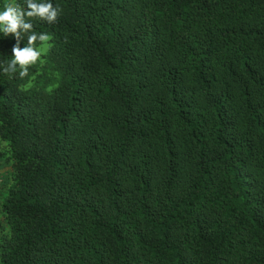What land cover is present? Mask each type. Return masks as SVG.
I'll list each match as a JSON object with an SVG mask.
<instances>
[{"label":"trees","instance_id":"obj_1","mask_svg":"<svg viewBox=\"0 0 264 264\" xmlns=\"http://www.w3.org/2000/svg\"><path fill=\"white\" fill-rule=\"evenodd\" d=\"M53 4L0 74V264H264V0Z\"/></svg>","mask_w":264,"mask_h":264},{"label":"clouds","instance_id":"obj_2","mask_svg":"<svg viewBox=\"0 0 264 264\" xmlns=\"http://www.w3.org/2000/svg\"><path fill=\"white\" fill-rule=\"evenodd\" d=\"M62 9L54 5L53 0H5L0 8V39L11 36L15 44L11 49L10 59L0 62V74H16L21 79L29 75L30 66L41 63L42 53L49 47L51 33L34 30L32 19L44 21L47 24L57 22ZM26 37V44L20 47ZM39 42V47H37Z\"/></svg>","mask_w":264,"mask_h":264},{"label":"crops","instance_id":"obj_3","mask_svg":"<svg viewBox=\"0 0 264 264\" xmlns=\"http://www.w3.org/2000/svg\"><path fill=\"white\" fill-rule=\"evenodd\" d=\"M2 2H3V1H2ZM4 2H5V1H4ZM2 163H3V165H5V166L8 167V168L6 167L7 169H9V171H8V173H7V177H8V174H9V172H10L9 164H8L7 162H5L4 160H0V182H2V181L4 180L3 176H4V174H6V173L3 172L2 165H1ZM7 182H8V179L6 178L4 184L2 183V185H0V188H1V186H3V190L0 191V202H1L2 196L5 194V188H4V185H5ZM0 220H1V216H0Z\"/></svg>","mask_w":264,"mask_h":264},{"label":"rangeland","instance_id":"obj_4","mask_svg":"<svg viewBox=\"0 0 264 264\" xmlns=\"http://www.w3.org/2000/svg\"><path fill=\"white\" fill-rule=\"evenodd\" d=\"M2 1H3V2H2ZM4 1H5V0H0V8H2V5H3ZM38 47H39V46H38ZM43 53H44V52H43ZM1 165H2L3 172L6 173V174H4V176H3L4 180H3L2 182H0V185H2V183L4 184V182H5L6 178H7V173H8V171H9V169H7V168H8L7 166L3 165V163H2ZM6 167H7V168H6ZM2 190H3V186H1V188H0V191H2Z\"/></svg>","mask_w":264,"mask_h":264}]
</instances>
